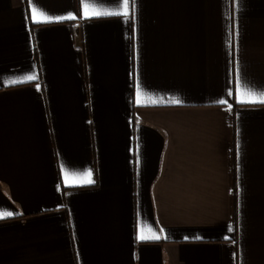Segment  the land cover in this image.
Listing matches in <instances>:
<instances>
[{
	"label": "crops",
	"instance_id": "crops-1",
	"mask_svg": "<svg viewBox=\"0 0 264 264\" xmlns=\"http://www.w3.org/2000/svg\"><path fill=\"white\" fill-rule=\"evenodd\" d=\"M123 5L0 0V264H264V0Z\"/></svg>",
	"mask_w": 264,
	"mask_h": 264
},
{
	"label": "snow or ice",
	"instance_id": "snow-or-ice-1",
	"mask_svg": "<svg viewBox=\"0 0 264 264\" xmlns=\"http://www.w3.org/2000/svg\"><path fill=\"white\" fill-rule=\"evenodd\" d=\"M128 4H129V0H124V8L127 9L128 8ZM88 9V5L85 4V15L88 16V15H92V16H101V15H119L120 13H101L99 11H95L93 10L91 13H89L87 11ZM33 19L35 20V22H50L49 21V18L47 16L44 15V13L42 12H37L36 9H33ZM124 15H127V11H125L123 13ZM39 17V19H38ZM68 19H74V17H67ZM37 77L33 76V75H29L26 80L27 81H33V80H36ZM20 82H23V81H18V82H14V83H20ZM244 95H247L249 97V99L247 101H243V102H250V103H264V93H261L259 96H256L254 93H251V92H248V93H245ZM137 102H141L139 97H138V100ZM153 103H155V101H152ZM174 102H177L178 101H174ZM221 103H223V101H221ZM88 176L90 177L91 176V173H88ZM66 180H67V177H66ZM85 183H93V181L89 178L87 179L86 181H84ZM13 213L11 212H7V213H0V219H4L8 216H12ZM139 239L141 240H145V239H159L158 236L156 235H145L143 233L140 234L139 236Z\"/></svg>",
	"mask_w": 264,
	"mask_h": 264
}]
</instances>
